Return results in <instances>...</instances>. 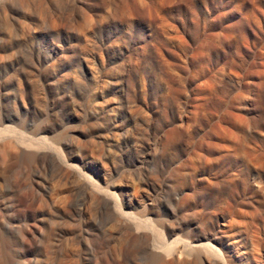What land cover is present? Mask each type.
Here are the masks:
<instances>
[{
    "label": "rangeland",
    "instance_id": "1",
    "mask_svg": "<svg viewBox=\"0 0 264 264\" xmlns=\"http://www.w3.org/2000/svg\"><path fill=\"white\" fill-rule=\"evenodd\" d=\"M179 119L188 132L174 161L152 158ZM27 138L46 139L35 148ZM206 140L219 168L247 172L236 204L251 212L254 192L264 198V161L239 154L247 143L264 159V0H0V264H156L97 202L113 191L128 218L176 220L153 185H168ZM226 216H215L222 229Z\"/></svg>",
    "mask_w": 264,
    "mask_h": 264
},
{
    "label": "bare ground",
    "instance_id": "2",
    "mask_svg": "<svg viewBox=\"0 0 264 264\" xmlns=\"http://www.w3.org/2000/svg\"><path fill=\"white\" fill-rule=\"evenodd\" d=\"M140 87L143 90L144 83ZM178 121H180L179 124L174 125L165 132L164 143L155 145L151 153L152 158L160 157L164 160L174 161L176 157L174 148L176 139L184 136L187 131V127L182 124V120L179 119ZM252 125L254 126L255 123L246 120L244 128L256 129L257 125L251 127ZM95 132H100V128L92 127L91 134ZM45 139L27 138L23 140V143L28 147L42 148ZM239 141L237 139V142ZM92 143L94 144V141ZM201 143L202 146L193 153L192 157H188L183 163L177 162L174 165L168 176V185H153V189L158 190L161 193V198L166 201L165 204L157 201V205L167 206L172 214L181 213L176 220L169 223L160 222L153 217L155 215L149 210H146L143 216L128 218L122 210V200L116 196L115 192L108 190L103 191L104 197L97 202L95 211H104L107 215L109 214L113 221V229L119 232L124 231L123 237L128 241L130 247L133 248L139 245L147 255L155 258L156 264H235L234 255L238 258L247 256V264H257L256 256L264 254V239L260 238V234H264V198H260L258 193L261 190L254 192L258 201L255 204L248 205L251 208V212H248L250 216H248V213L238 208V204H236V199L244 191L250 189V184L245 178L247 172L243 174L242 169L228 172L224 171L222 167L219 168L218 161L222 159V156H217V150H214L207 140ZM241 146L242 151L239 154L241 158H246L253 164L264 161L263 157L258 156L247 143ZM49 148L52 149L53 146L50 145ZM56 148L59 150V147ZM91 154L95 155L94 151H91ZM50 161L55 165V159L50 158ZM57 168H59V165ZM199 169L208 170L209 174L197 179ZM144 172L140 173L143 177ZM241 175H243V178H241ZM86 180L89 181L87 177ZM135 180L137 182L133 184L132 190L137 193L140 188V179L137 177ZM205 194H209L212 206L204 200ZM110 200L112 202H109ZM78 211L80 213L84 212V208L81 207ZM218 213L227 214L225 218H229L228 222L223 225L226 229H222L216 221L215 216ZM155 214L158 215V212ZM234 214H238L239 217ZM250 217L256 218L259 224H255L256 221H252ZM84 222L82 220V223ZM188 228H192L194 231L185 232V229ZM211 231L214 236L209 235L208 232ZM84 233H88L85 239L87 243L86 250L91 253L94 250L93 234L87 230L82 231V234ZM111 236L112 234L103 236L100 244L110 239ZM200 237L204 238L205 242H198L196 238ZM170 238H173L172 242L168 243ZM223 243L236 246L233 256L223 248ZM51 248H54L53 244ZM117 250H119V247ZM100 252L98 250L97 254H101ZM52 254L54 256V251H52ZM259 262L264 264V260ZM101 263L102 259L97 258L95 264ZM118 264L120 263L118 262Z\"/></svg>",
    "mask_w": 264,
    "mask_h": 264
}]
</instances>
